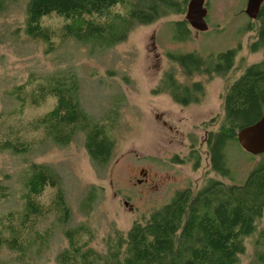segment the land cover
<instances>
[{"label": "rangeland", "instance_id": "rangeland-1", "mask_svg": "<svg viewBox=\"0 0 264 264\" xmlns=\"http://www.w3.org/2000/svg\"><path fill=\"white\" fill-rule=\"evenodd\" d=\"M27 1L3 0L0 12V264H61L57 255L68 246L65 233L78 227L89 231L80 242L89 240L88 247L104 255L115 230L144 221L177 190L201 187L207 176L230 182L209 171L203 140L221 125L223 96L231 78L244 64L264 60V44L251 47L257 20L245 14L246 0H207L206 29L189 26L184 40L173 37V23L184 19L185 11L135 24L125 40L105 47L64 37L58 32L62 19L54 15L41 21L54 31L52 38H33L25 30ZM229 48H236L237 54L226 76H184L168 55L195 52L206 58ZM167 70L182 84L202 81L200 101L180 105L166 92L155 91ZM57 72L75 76L80 105L91 118H102L114 139L105 165L89 157L85 131L78 130L61 145L43 128H31L56 102L52 95L42 99L33 89L41 78ZM5 141L29 146L1 148ZM194 150L200 155L197 166L191 158ZM263 153L249 154L234 143L227 148L238 181ZM33 164L57 172L62 207L55 199L58 187H47L36 196L45 216L32 223L31 231L15 232L13 226L25 209V174ZM258 222V228L264 224V211ZM25 232L32 243L26 242ZM255 236L244 238L238 264L264 263L256 257ZM13 237L17 242L11 249L8 241Z\"/></svg>", "mask_w": 264, "mask_h": 264}, {"label": "trees", "instance_id": "trees-1", "mask_svg": "<svg viewBox=\"0 0 264 264\" xmlns=\"http://www.w3.org/2000/svg\"><path fill=\"white\" fill-rule=\"evenodd\" d=\"M188 1L28 0L25 30L33 38L48 41L54 31L41 21L45 16L54 15L62 19L61 30L57 29L64 37L73 36L105 47L125 40L135 24H149L170 14L183 13ZM4 6L0 0V12ZM260 14H264L263 9ZM259 18L258 39L251 42L252 50L264 44V20ZM189 33L185 18L173 23V37L177 40L186 39ZM236 54V48H229L206 58L195 52L168 55L184 76H226L234 67ZM35 90L42 99L52 95L56 102L31 128H43L55 143L61 145L68 143L81 129L85 131L84 147L89 157L96 164L105 165L115 141L102 118H91L80 105L75 76L67 72L44 76L36 83ZM154 90L166 92L174 102L187 105L200 100L204 85L199 80L190 85L182 84L172 70H167ZM263 113L264 60L244 64L239 75L231 78L223 96L221 125L216 131L208 132L203 140L210 161L207 163L209 171L230 182L207 176L201 187L177 190L144 221L135 220L128 229L115 230L109 237L104 255L88 247L89 240L80 242L79 239L89 232L86 227L66 231L68 246L57 255V260L61 264H238V257L245 249L244 238L256 235V257L259 262H264V224L257 227L264 211V153L241 181L231 171L226 154L233 143L240 146L236 132L254 123ZM20 144L23 150L29 146L5 141L1 148L19 150ZM193 153L191 158L197 166L200 155L196 150ZM28 170L25 174V209L16 221L18 225L15 222L13 226L15 232L31 231L32 223L45 216V209L36 196L47 187H58L55 199L59 203L62 201L56 171L43 164H33ZM25 235L26 242L32 243L28 233ZM16 242L17 238L13 237L8 241L9 247H16ZM24 252V247L19 250L20 254Z\"/></svg>", "mask_w": 264, "mask_h": 264}, {"label": "water", "instance_id": "water-1", "mask_svg": "<svg viewBox=\"0 0 264 264\" xmlns=\"http://www.w3.org/2000/svg\"><path fill=\"white\" fill-rule=\"evenodd\" d=\"M263 0H247L245 14L255 19ZM204 0H189L186 5L185 20L195 30H205L207 13ZM236 139L241 148L253 155L264 152V113L254 123L243 126L236 132ZM127 202H124L126 204Z\"/></svg>", "mask_w": 264, "mask_h": 264}, {"label": "flooded vegetation", "instance_id": "flooded-vegetation-1", "mask_svg": "<svg viewBox=\"0 0 264 264\" xmlns=\"http://www.w3.org/2000/svg\"><path fill=\"white\" fill-rule=\"evenodd\" d=\"M247 1V0H246ZM245 4H246V2H245ZM204 7L207 9V0H204ZM262 9L264 10V0L261 2V5H260V9H259V12H258V15H257V17H258V23H260V18L259 17H262L261 19H263L264 18V14H260L261 13V11H262ZM186 11V10H185ZM260 14V15H259ZM185 15V14H184ZM257 17H256V20H257ZM264 20V19H263ZM189 25V24H188ZM190 26V25H189ZM257 37H256V41H257ZM200 101V100H199ZM198 101V102H199ZM191 104V103H190ZM203 143H204V141H203ZM206 153L208 154V152L206 151ZM207 162H209L210 163V161H209V156H207Z\"/></svg>", "mask_w": 264, "mask_h": 264}]
</instances>
